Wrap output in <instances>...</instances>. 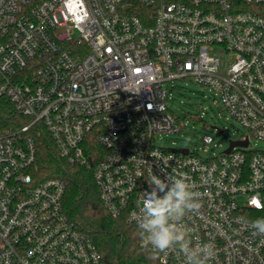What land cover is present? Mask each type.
<instances>
[{
  "label": "built area",
  "instance_id": "built-area-1",
  "mask_svg": "<svg viewBox=\"0 0 264 264\" xmlns=\"http://www.w3.org/2000/svg\"><path fill=\"white\" fill-rule=\"evenodd\" d=\"M0 79L29 119L0 131V264H103L64 210L65 184L33 172L38 126L70 164L94 166L98 143L94 180L113 218L140 228L143 201L183 179L199 194L179 221L184 244L210 247L207 264H264L250 227L264 218V0H0ZM183 83L246 131L221 154L206 153L211 135L204 153L162 145L184 129L169 107ZM143 232L160 264H187L182 244L156 251Z\"/></svg>",
  "mask_w": 264,
  "mask_h": 264
},
{
  "label": "trees",
  "instance_id": "trees-1",
  "mask_svg": "<svg viewBox=\"0 0 264 264\" xmlns=\"http://www.w3.org/2000/svg\"><path fill=\"white\" fill-rule=\"evenodd\" d=\"M0 79V86L2 85ZM29 123L13 103L0 96V131L16 130ZM37 159L33 172L38 180L57 179L65 184L63 207L78 229L87 233L103 256V264H160L156 255L141 247L142 229L113 218L104 207L94 180V166L102 149L89 140L94 166L70 164L59 156L49 132L38 126L32 132Z\"/></svg>",
  "mask_w": 264,
  "mask_h": 264
},
{
  "label": "rangeland",
  "instance_id": "rangeland-1",
  "mask_svg": "<svg viewBox=\"0 0 264 264\" xmlns=\"http://www.w3.org/2000/svg\"><path fill=\"white\" fill-rule=\"evenodd\" d=\"M172 93L173 100L169 107L182 120L184 129L179 134L165 137L162 142L164 147L204 153L203 136L211 135L214 142L206 153L213 151L221 154L229 147L231 140L246 132L237 122L228 118L220 105L214 104L210 94L206 92L203 94L197 85L179 84ZM199 118L202 120H198ZM213 127H217L223 133L214 131Z\"/></svg>",
  "mask_w": 264,
  "mask_h": 264
},
{
  "label": "clouds",
  "instance_id": "clouds-1",
  "mask_svg": "<svg viewBox=\"0 0 264 264\" xmlns=\"http://www.w3.org/2000/svg\"><path fill=\"white\" fill-rule=\"evenodd\" d=\"M152 183L163 190L167 185L157 176H153ZM191 186L183 179L176 178L171 191L163 198L153 196L152 199L143 201V221L139 225L145 231L147 242L156 251H164L176 244L183 245V253L188 257L187 264H207L213 255L208 246L190 250L188 244H184L187 230L179 224L186 210L197 206L198 193L189 192ZM250 227L255 235L264 236V218H258L250 222Z\"/></svg>",
  "mask_w": 264,
  "mask_h": 264
}]
</instances>
